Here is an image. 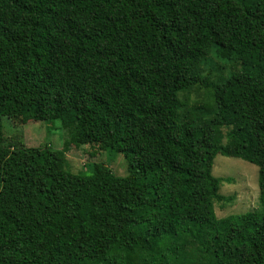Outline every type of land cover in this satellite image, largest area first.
Instances as JSON below:
<instances>
[{
	"label": "trees",
	"instance_id": "1",
	"mask_svg": "<svg viewBox=\"0 0 264 264\" xmlns=\"http://www.w3.org/2000/svg\"><path fill=\"white\" fill-rule=\"evenodd\" d=\"M213 47L242 68L212 83L214 116L182 121ZM29 109L128 174L4 145ZM218 154L259 167L261 209L216 216ZM192 262L264 264V0H0V264Z\"/></svg>",
	"mask_w": 264,
	"mask_h": 264
},
{
	"label": "rangeland",
	"instance_id": "2",
	"mask_svg": "<svg viewBox=\"0 0 264 264\" xmlns=\"http://www.w3.org/2000/svg\"><path fill=\"white\" fill-rule=\"evenodd\" d=\"M241 68L242 62L236 55L231 59L223 58L213 47L199 68L203 82L178 93L182 102L179 119L183 121L190 117L205 119L214 116L217 106L213 99L212 83L225 82ZM36 114L37 109H29L16 119L4 117V145L8 146L10 142L18 147L48 144L64 152L68 168L73 173L90 171L95 163H100L108 166L115 176L124 177L128 174V162L123 152L114 149L112 144L87 141L71 134L59 120L47 122L38 119ZM230 130L231 126L222 127L223 143H226ZM212 174L220 179L218 192L226 198L214 201L218 218L261 209L257 165L238 157L218 154L214 159ZM196 259L198 261V257Z\"/></svg>",
	"mask_w": 264,
	"mask_h": 264
}]
</instances>
